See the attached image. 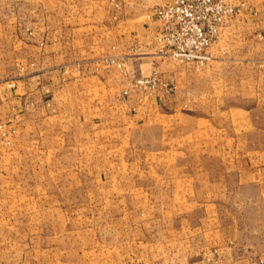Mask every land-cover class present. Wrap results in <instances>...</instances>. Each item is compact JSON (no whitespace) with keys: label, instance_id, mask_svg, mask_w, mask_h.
I'll use <instances>...</instances> for the list:
<instances>
[{"label":"crops","instance_id":"obj_1","mask_svg":"<svg viewBox=\"0 0 264 264\" xmlns=\"http://www.w3.org/2000/svg\"><path fill=\"white\" fill-rule=\"evenodd\" d=\"M249 1L239 15L226 19L209 49L212 62L197 70L192 64L153 55L159 30L153 10L172 0H0V123L18 127L30 120L63 116L70 130L96 148L122 147L138 136L147 143V154H117L98 170L100 179L117 191L132 189L127 182L139 177L168 179L171 157L150 151L157 133L165 132V140H174L179 148L175 157L183 162L182 170L190 164L191 171L181 170L174 187L167 188L169 193L160 189V208L166 197V210L189 211V218L218 209L215 196L231 192L216 190L214 163L230 171L232 140L226 123L217 139L216 126L221 115V121L231 124L233 108L212 104L237 99L246 106L264 105V0ZM108 58L124 62L125 74L116 64H108ZM15 62L34 66L21 71L13 67ZM153 72L168 88L148 98L131 87L134 76ZM11 82L14 88L9 87ZM252 106L240 110H259ZM172 131L176 137L168 138ZM254 145L257 148L243 155L239 166L246 178L254 180V202L264 225V144ZM95 157L98 161V154ZM196 162L201 164L198 172ZM172 194L176 199L169 198ZM153 240L146 236L135 242L132 264H158ZM165 252L159 259L167 256ZM252 255L243 264L262 260L264 248ZM237 262L231 251L208 250L173 264Z\"/></svg>","mask_w":264,"mask_h":264},{"label":"rangeland","instance_id":"obj_2","mask_svg":"<svg viewBox=\"0 0 264 264\" xmlns=\"http://www.w3.org/2000/svg\"><path fill=\"white\" fill-rule=\"evenodd\" d=\"M228 1L231 4L240 1L245 6L250 2ZM155 53L156 50L153 55L158 57ZM158 58L180 63L173 58ZM111 60L108 58L106 62L111 64ZM212 60L202 66L186 64L199 70ZM14 64L21 71L34 66V63ZM119 69L123 74L127 71L124 65ZM150 76L157 77L155 89L137 83ZM130 83L148 98L157 95L161 88H168L163 86L158 72L134 76ZM9 87L14 88L15 83L11 82ZM229 105L233 108L231 124L221 121L224 118L221 115L216 132L218 139L219 129L226 123V132L232 140L230 171L226 168L223 173L218 161L214 165L216 190L226 188L231 195H216L218 209L201 211L199 217L193 218L188 217L189 211L166 210V197L163 210L160 208V189L168 192L171 189L167 188L174 187L183 170L191 171L190 164L182 170L183 162H177L175 157L179 148L174 140L166 141L165 132L157 133L150 151L167 152L171 157L167 163L168 179L139 177L127 182L132 189L117 191L110 182L100 179L98 170L117 154H147V143L138 136L122 147L96 148L85 136L70 130V122L63 116L30 120L18 127L12 122H1L0 264H132L135 242L146 236L151 241L154 238L152 246L158 264H173L208 250L231 251L234 261L243 264L247 255L264 248V225L259 222L261 212L254 202V180L246 178L239 166L240 158L257 148L254 144H264V105L259 102L257 107L246 106L237 99L226 102L221 99L212 104L221 108ZM251 106L259 110L250 113L240 110ZM139 134L137 131L136 135ZM175 137L172 131L168 138ZM163 141L167 142V149L162 147ZM195 166L198 172L201 164L196 162ZM161 181L167 185L160 186ZM169 198L176 199L174 194ZM223 220L225 224L221 223ZM226 227L231 229L230 235ZM166 250L167 256L159 259ZM257 260L256 264H264V258Z\"/></svg>","mask_w":264,"mask_h":264},{"label":"built area","instance_id":"obj_3","mask_svg":"<svg viewBox=\"0 0 264 264\" xmlns=\"http://www.w3.org/2000/svg\"><path fill=\"white\" fill-rule=\"evenodd\" d=\"M244 8V3L231 4L228 0H172L155 8L153 15L159 22L155 55L202 66L213 59L209 49L218 40L226 19L239 15ZM110 63L123 66L114 59ZM137 83L155 89L158 81L150 76Z\"/></svg>","mask_w":264,"mask_h":264}]
</instances>
